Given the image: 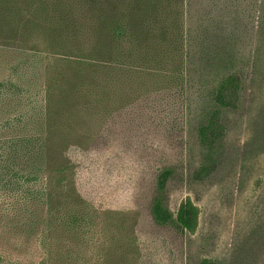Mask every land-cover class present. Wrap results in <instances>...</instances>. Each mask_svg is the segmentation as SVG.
I'll return each instance as SVG.
<instances>
[{
    "label": "trees",
    "instance_id": "1",
    "mask_svg": "<svg viewBox=\"0 0 264 264\" xmlns=\"http://www.w3.org/2000/svg\"><path fill=\"white\" fill-rule=\"evenodd\" d=\"M210 1L0 0V47L43 65L40 97L8 118L0 134L5 225L23 243L41 245L38 264L84 263L83 251L95 244L94 217L116 214L97 206L110 176L95 147L117 131L103 128L124 123L134 100L183 77L186 33L197 29L188 14H207ZM244 85L240 70L226 74L214 89L215 102L236 108ZM28 93L21 79L0 81L1 100L27 101ZM223 134L214 109L198 128L200 142L211 147ZM171 173L158 172L149 216L181 234L194 232L198 207L186 199L172 210L164 201ZM0 264L10 263L0 256ZM199 264L223 263L204 257Z\"/></svg>",
    "mask_w": 264,
    "mask_h": 264
},
{
    "label": "rangeland",
    "instance_id": "2",
    "mask_svg": "<svg viewBox=\"0 0 264 264\" xmlns=\"http://www.w3.org/2000/svg\"><path fill=\"white\" fill-rule=\"evenodd\" d=\"M208 7L207 14H188L197 29L186 33L183 77L134 100L124 123L103 128L117 131L95 147L110 176L97 206L116 214L94 217L95 244L81 264H199L204 257L264 264V0H211ZM234 70L245 77L238 106H219L214 89ZM42 72L40 60L26 63L21 51L0 47V81L21 79L29 89L27 101L0 99V134L8 118L40 97ZM218 108L224 134L208 147L198 128ZM163 168L172 171L163 192L167 206L176 210L190 199L199 209L194 232L181 234L149 216ZM6 202L0 196V256L38 264L41 245L23 243L5 225Z\"/></svg>",
    "mask_w": 264,
    "mask_h": 264
}]
</instances>
